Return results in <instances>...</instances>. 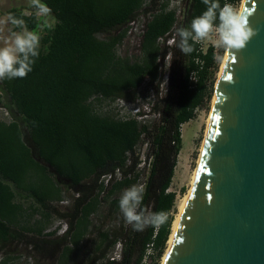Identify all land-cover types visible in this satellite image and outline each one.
<instances>
[{
  "label": "trees",
  "instance_id": "16d2710c",
  "mask_svg": "<svg viewBox=\"0 0 264 264\" xmlns=\"http://www.w3.org/2000/svg\"><path fill=\"white\" fill-rule=\"evenodd\" d=\"M184 1L178 14L170 0H42L55 22L41 34L39 58L26 77L0 81V104L9 113L0 116L1 248L23 244L53 264H143L151 246L149 264H161L175 221L177 194L169 188L181 126L212 100L220 69L214 46L196 44L185 55L167 43L206 10L202 0ZM220 3L239 6L242 0ZM28 10L5 12L33 30L36 17L22 16ZM139 17L140 52L122 55L129 23ZM163 75L165 92L156 87L151 107L158 114L154 122L139 119L146 114L140 109L122 117L97 110L102 100L135 102L146 80L153 84ZM143 144L147 150L139 157ZM134 184L146 188L142 207L169 214L159 229L134 231L124 221L119 199ZM65 193L72 204L61 210L55 203ZM54 215L68 220L65 232L49 229ZM12 258L7 253L0 263Z\"/></svg>",
  "mask_w": 264,
  "mask_h": 264
},
{
  "label": "water",
  "instance_id": "95a60500",
  "mask_svg": "<svg viewBox=\"0 0 264 264\" xmlns=\"http://www.w3.org/2000/svg\"><path fill=\"white\" fill-rule=\"evenodd\" d=\"M227 50L193 187L162 264H264V0Z\"/></svg>",
  "mask_w": 264,
  "mask_h": 264
},
{
  "label": "clouds",
  "instance_id": "9594fccd",
  "mask_svg": "<svg viewBox=\"0 0 264 264\" xmlns=\"http://www.w3.org/2000/svg\"><path fill=\"white\" fill-rule=\"evenodd\" d=\"M206 10L195 17L190 27H181L177 30L178 40L174 43L185 55L195 50V45L209 40L217 48L225 50H241L246 47L250 39L256 35L257 29L249 22V16L242 5L224 3L220 0H202ZM31 12L22 13V16L34 15L37 28L30 30L25 19L12 13L0 16V81L5 79L24 78L32 71L33 65L40 55L42 33L45 28L51 29L48 18L52 9L42 0H28ZM146 188L143 184H134L126 188L119 199V209L124 221L134 231L143 232L148 227L159 229L166 224L169 214L165 211H149L142 207Z\"/></svg>",
  "mask_w": 264,
  "mask_h": 264
},
{
  "label": "rangeland",
  "instance_id": "374dc122",
  "mask_svg": "<svg viewBox=\"0 0 264 264\" xmlns=\"http://www.w3.org/2000/svg\"><path fill=\"white\" fill-rule=\"evenodd\" d=\"M25 1L26 0H22V3L24 5H27L28 3H26ZM170 2H171L170 6L172 8H177L178 14H181L183 12V9L186 4L184 0H170ZM11 3H13V1ZM240 5H242V3H240L239 6ZM7 6H8V2L4 5V9L7 8ZM11 6L23 7V5L20 3L12 4ZM48 21L51 25L55 22V19L53 18L52 14L48 18ZM143 22L144 19H142V17H139V19H137L135 22L129 23L127 36L124 39V42L118 48V52L120 54L122 55L127 54L131 56L139 54ZM215 39L216 37L215 35H213L209 40H206L202 43L204 49H206L210 45L214 46L215 53L220 60L219 65L221 69L227 50L222 48H217L213 43ZM172 40L173 39H170L167 43L171 42ZM171 59H172L171 54L167 55L165 58L164 68L166 70V73L168 72ZM220 69L217 72L216 83L219 77ZM162 78H163L162 80L155 81L153 84L149 83V81L146 80L140 87L138 91L139 98L135 102H127L122 99L102 100L100 102H96V108L99 112L113 113L120 117L135 115L137 110L140 109L141 111H145L146 114L138 117L139 119L143 118L144 122L146 123L154 122L158 118V114L153 113L151 107L153 101L155 100L154 95L156 94V87L158 86V89L159 91H161V94L165 92L166 80H167L166 75H163ZM216 83H215V88H216ZM212 104H213V98L210 102L197 109L196 117L194 119H191L190 121L182 124L181 126L182 149L177 157V165L175 167L173 181L169 188V190L175 191L177 194L176 207L174 210L175 218L179 212V205H180L179 203L181 202L182 197L189 191L190 178L193 169L196 166L197 158L201 151L202 142L204 140L205 131L207 128V119L210 115ZM5 111H6L5 106L0 104V116L2 118L6 117ZM139 147L137 148V154L139 153L138 156L141 157L143 153L147 150V146L143 144L140 147V149ZM139 168L141 167H137V171ZM116 176L117 178H119L120 173L117 172ZM145 177L146 174H143L142 178L145 179ZM102 179H104L105 183H107L106 178H102ZM71 196L72 195H70L69 193H65L64 199L59 203H55L57 208L61 210H65L67 207H69L72 204ZM30 202L31 200L24 201L25 206L28 208L29 211H31V208L29 207ZM35 218H38V215H36ZM64 224L68 225V220L66 218H62L57 215H54L52 217V225L49 229L59 230L64 226ZM168 246H169V241H168ZM28 248L23 244L18 246L14 245L11 247H4V248L0 247V262L4 257H6L7 253H10L13 255V258L8 260L7 264H53L51 260L44 258V256H40L38 254L34 255L32 252L29 251ZM118 252H119V246L116 247V251H115L116 256ZM152 254H154V250H152L150 255L146 258V264L153 262ZM163 258L164 256L162 257L161 264L163 262Z\"/></svg>",
  "mask_w": 264,
  "mask_h": 264
},
{
  "label": "bare ground",
  "instance_id": "6f19581e",
  "mask_svg": "<svg viewBox=\"0 0 264 264\" xmlns=\"http://www.w3.org/2000/svg\"><path fill=\"white\" fill-rule=\"evenodd\" d=\"M242 4H243V1H242ZM218 82H219V77H218V80H217V85H218ZM217 85H216V86H217ZM211 111H212V110H211ZM211 111H210V115H209V117H208V119H207V128H208V125H209V123H210V119H211ZM207 128H206L205 134H206V132H207ZM204 138H205V137H204ZM203 144H204V140H203V142H202L201 149H202V147H203ZM200 152H201V151H200ZM199 158H200V154H199V156H198V158H197L196 166L194 167L193 172H192V175H191V178H190V187H189V191H188V192L182 197L181 202L179 203V204H180V205H179V212H178V214H177V216H176V218H175L174 224H173V231H172L171 236H170V239H169V245H170V244L172 243V241H173L174 234H175V231H176L177 225H178V223H179V220H180V217H181V214H182L183 208H184V206H185V204H186V201H187V199H188L189 193H190V191H191V189H192V187H193L194 180H195V172H196V168H197V165H198ZM165 256H166V253H165V255H164V258H165ZM164 258H163V261H164Z\"/></svg>",
  "mask_w": 264,
  "mask_h": 264
},
{
  "label": "crops",
  "instance_id": "0c3cea01",
  "mask_svg": "<svg viewBox=\"0 0 264 264\" xmlns=\"http://www.w3.org/2000/svg\"><path fill=\"white\" fill-rule=\"evenodd\" d=\"M12 1H13V3H11ZM3 2H4V3H3ZM7 2H8V6H7V8L4 9V5H5ZM25 2L28 3V0H26ZM18 3H20V4L23 5V7L20 6L21 8H25L26 11H29V10H28V9H29L28 4H27V5H24V4L22 3V0H0V16H4V15H6L7 13H6L5 11L8 10L9 8H11V7H14V6H11L12 4H18ZM16 7H19V6H16Z\"/></svg>",
  "mask_w": 264,
  "mask_h": 264
},
{
  "label": "built area",
  "instance_id": "2783aa9c",
  "mask_svg": "<svg viewBox=\"0 0 264 264\" xmlns=\"http://www.w3.org/2000/svg\"><path fill=\"white\" fill-rule=\"evenodd\" d=\"M5 115H6V116L9 115V113H8L7 110L5 111ZM118 173H119V172H118ZM110 177H111V176H106V177H104V178H106V180H108ZM67 228H68V225H67V224H64V226H63L61 229H59L58 231H59V233H63V232H65V231L67 230ZM152 250H153V248L150 246V247L148 248V254H147V256L145 257V259H144V261H143V264H146V258L150 255V253L152 252Z\"/></svg>",
  "mask_w": 264,
  "mask_h": 264
}]
</instances>
